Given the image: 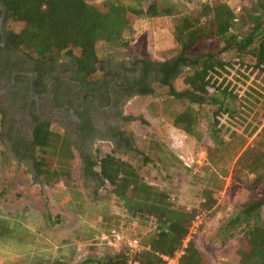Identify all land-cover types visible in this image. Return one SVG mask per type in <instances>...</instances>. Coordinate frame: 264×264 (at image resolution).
I'll list each match as a JSON object with an SVG mask.
<instances>
[{"label":"trees","instance_id":"trees-1","mask_svg":"<svg viewBox=\"0 0 264 264\" xmlns=\"http://www.w3.org/2000/svg\"><path fill=\"white\" fill-rule=\"evenodd\" d=\"M2 2L21 24L10 34L15 47L44 61L76 51L80 70L95 79L105 69V49L129 46L126 35L132 30L131 15L154 17L174 13L171 6L160 5L156 0L148 2L145 8L125 0H102L99 5L87 0ZM172 36L177 44L174 56L160 61L145 57V62L158 68L157 81L168 89L161 103L179 100L185 104L182 110L171 114V119L174 126L187 133H192L200 108L207 106L212 132L218 137L220 116L232 115L229 102L238 99L233 79L256 71L264 80V0L244 1L237 10L225 0L200 3L195 13L176 17ZM222 52L229 57L218 56ZM186 68L191 69L182 76L183 88L178 90L173 83ZM141 92L152 93V89L144 88ZM261 98L264 104V95ZM33 137L32 165L41 182L52 185L70 177L76 155L64 132L49 123H40ZM254 142L240 153L236 163L253 174V182L260 183L264 182V150L255 149ZM216 145L226 146L221 139ZM210 161L215 164L212 158ZM94 164L90 160L87 172L98 179L100 188H106L125 203L133 215L152 216L158 224L138 252L129 254L122 250L102 259L87 257L80 264H128L129 260L166 264L163 256L174 257L181 248L183 252L176 264H212L197 247L194 237H187L195 219L204 218L216 207L222 184L214 170L206 168L208 176L204 177L207 180L202 184L197 206L184 208L176 205L167 191L145 181L135 166L114 150L100 152L96 168L92 167ZM220 171L225 176L224 168ZM263 204V198L247 202L228 221L229 230L239 227L233 254L237 264H264V221L254 217ZM51 264L63 263L55 260Z\"/></svg>","mask_w":264,"mask_h":264},{"label":"rangeland","instance_id":"rangeland-1","mask_svg":"<svg viewBox=\"0 0 264 264\" xmlns=\"http://www.w3.org/2000/svg\"><path fill=\"white\" fill-rule=\"evenodd\" d=\"M87 1L95 5L102 2ZM125 1L145 8L152 0ZM156 1L171 6L174 13L154 17L131 15L132 30L126 35L129 46L105 49L104 59L124 61L148 57L160 61L174 56L177 44L172 28L176 17L195 13L200 3L212 0ZM244 1L248 2L231 0V5L237 10ZM18 25L20 28L21 24ZM218 56L228 55L222 52ZM190 69L186 68L174 81L176 89L183 88L182 76ZM233 81L238 99L229 102L232 115L220 116L218 137L212 132L207 106L200 108L192 133L174 126L171 114L182 110L185 104L179 100L161 103L168 89L159 86L155 95L128 103L127 111L132 118L124 129L131 132L133 148L129 153L117 152L135 166L145 181L167 191L171 200L184 208L195 207L200 201L202 184L207 180L204 177L208 176L206 168L216 172L218 183L222 184L216 195V207L204 218H197L189 235L212 264H237L233 254L240 236L239 227L229 230L228 221L247 202L264 199V182H253V174L236 163L240 153L254 141L255 149L264 150L261 98L264 80L260 73L247 71L245 77ZM130 121L133 124L129 127ZM220 139L226 146L217 147ZM110 150L100 149V152ZM4 151L0 141V264H51L55 260L80 264L87 257L102 259L123 249V245L109 247L99 240L111 227L121 230L126 238H138L141 243L156 232L158 223L154 217L133 215L125 203L106 188H100L99 182L94 188L86 187L75 165L76 159L70 177L47 185L33 176L31 169L14 174L12 161L6 160ZM189 156L194 158L190 168L182 163V157ZM211 158L215 164H211ZM221 168L225 176L220 175ZM255 216L264 221V204Z\"/></svg>","mask_w":264,"mask_h":264},{"label":"flooded vegetation","instance_id":"flooded-vegetation-1","mask_svg":"<svg viewBox=\"0 0 264 264\" xmlns=\"http://www.w3.org/2000/svg\"><path fill=\"white\" fill-rule=\"evenodd\" d=\"M18 24L0 0V141L4 157L31 169L35 176L33 133L38 124L49 123L59 127L72 144L82 176L94 179L87 170L90 160L96 168L100 149L130 150L131 138L124 129L132 118L127 105L132 99L158 92L157 87L162 86L157 81L158 68L145 62V57L110 58L95 79L80 70L76 51L44 61L15 47L10 34L19 29ZM144 88L152 93H142Z\"/></svg>","mask_w":264,"mask_h":264},{"label":"built area","instance_id":"built-area-1","mask_svg":"<svg viewBox=\"0 0 264 264\" xmlns=\"http://www.w3.org/2000/svg\"><path fill=\"white\" fill-rule=\"evenodd\" d=\"M193 162H194V158L191 156L182 157V163L184 164V166L188 168L193 166ZM196 220L197 218L195 219V221ZM195 221L193 222L191 226L190 232L193 228ZM188 238L189 236L187 237V239ZM187 239L184 241L183 247L186 245ZM99 240L104 241L106 245H108L109 247L118 248L121 245H123V249L122 248L120 250L118 249V251L125 250L129 254L136 253L144 247L138 238H135V237L126 238L123 232L116 227H111L106 233H103L101 237L99 238ZM182 252H183V249L181 248L175 252L174 257H168L164 255L163 258L166 261V264H176L177 259L182 254ZM128 264H138V262L129 260Z\"/></svg>","mask_w":264,"mask_h":264},{"label":"crops","instance_id":"crops-1","mask_svg":"<svg viewBox=\"0 0 264 264\" xmlns=\"http://www.w3.org/2000/svg\"><path fill=\"white\" fill-rule=\"evenodd\" d=\"M235 2V0H233V3ZM227 3L231 6V7H233L232 5H231V0L230 1H227ZM238 9V8H237ZM127 123H129V121L127 122ZM131 124H133V122L132 121H130V125H129V127L131 126ZM133 126V125H132ZM129 131H131V130H129ZM130 133L131 132H127V134H129V136H130ZM133 135V138L135 137L134 136V134H132ZM131 138V137H130ZM131 140H132V138H131ZM132 142V141H131ZM133 148V146H131V148L130 149H132ZM117 152V151H116ZM119 152H121V153H129V150H126V152L123 150V151H119ZM11 161H12V164L11 165H13L12 167V169H13V171H14V174H20V173H22L23 172V170L24 169H26L25 168V166H22L21 164H20V166L18 165V163L15 161V160H13V159H11ZM80 173V172H79ZM80 176H81V178H82V180L85 182V186L86 187H88V188H94L97 184H98V179H96V178H94V179H91V178H86V177H83L82 176V174L80 173ZM12 179V178H11Z\"/></svg>","mask_w":264,"mask_h":264}]
</instances>
